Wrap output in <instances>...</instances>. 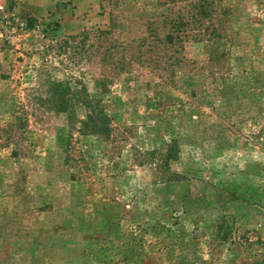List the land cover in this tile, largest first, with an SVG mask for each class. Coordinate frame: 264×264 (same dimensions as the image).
<instances>
[{
    "label": "rangeland",
    "instance_id": "374dc122",
    "mask_svg": "<svg viewBox=\"0 0 264 264\" xmlns=\"http://www.w3.org/2000/svg\"><path fill=\"white\" fill-rule=\"evenodd\" d=\"M200 2L0 0V264H264V0Z\"/></svg>",
    "mask_w": 264,
    "mask_h": 264
},
{
    "label": "trees",
    "instance_id": "16d2710c",
    "mask_svg": "<svg viewBox=\"0 0 264 264\" xmlns=\"http://www.w3.org/2000/svg\"><path fill=\"white\" fill-rule=\"evenodd\" d=\"M208 4V0H201V2L198 4L200 7H205ZM88 120L93 123L92 128H95V131H98V133H105L107 134V122L106 117H104L103 112L95 111L94 109L88 114Z\"/></svg>",
    "mask_w": 264,
    "mask_h": 264
}]
</instances>
